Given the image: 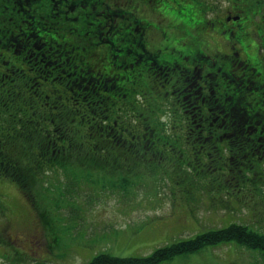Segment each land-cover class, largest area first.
I'll return each instance as SVG.
<instances>
[{
	"label": "trees",
	"instance_id": "16d2710c",
	"mask_svg": "<svg viewBox=\"0 0 264 264\" xmlns=\"http://www.w3.org/2000/svg\"><path fill=\"white\" fill-rule=\"evenodd\" d=\"M75 1H83L84 7L81 11L62 13L59 6L53 4L51 0H27L28 5L24 0H0L1 177L16 182L22 190L23 184L17 182L21 175L27 184L26 190H23L28 195L32 182L36 178L40 179L39 172H44L42 167L49 154H57V161L62 162L61 167L68 169V175L77 171L87 178L94 176L93 169L88 168L89 164L87 167L83 164L92 159L96 161L101 160L102 157L111 156L113 161L122 164L123 168L134 169L137 174L141 163L146 161L158 163L155 166L159 171L164 170L162 167L167 169L169 165H172L171 170H173L174 165H179L180 169L186 173L177 178L175 173L170 172V179L181 187L183 181H188L191 172H200L196 169L199 165L203 167L209 165L213 167V172H221L218 165L210 163L212 161L210 155L222 160L219 165L224 164L223 155L219 152L223 140L228 141L226 143L229 145L230 159L231 162L234 161L236 169L239 170L243 164L254 162L256 164L261 157L258 152L259 148L261 151L264 149V119L262 120L263 126L254 130L252 113L257 112L263 114L264 117V108L260 105L255 109L253 101L239 102V97L234 99L235 102L228 99L226 84L233 76V72L226 69L228 61L222 57L236 56L239 58L238 51H240V58H243L242 52L245 54L247 51L248 58L253 55L257 58L258 64L263 65L262 56L254 50L255 48L258 50L259 46L264 47V0H226L225 10H230L237 18L232 17L226 21L223 28H221V21L218 23L221 25H214V21L201 18L202 21H206L204 27L208 28L205 29L198 25V30L202 29L201 35H196L200 39L198 45L188 46L187 50H185L187 46H178L181 50L178 55L170 54L168 50H163L162 52L165 51V53L160 54L161 57L168 55L174 60L172 67L166 65V58L161 61L167 67L153 58L149 61H142L139 56H144L147 52L143 51L138 41L118 32L116 30L118 27L115 28L114 24L107 29L100 27L101 15L104 18L108 15L104 16L99 8L93 10L94 1ZM22 2L24 7L19 9ZM166 14L175 25V17L178 14L175 11ZM248 16L249 19H246ZM13 17L17 18L11 23L10 18ZM231 20L238 24L228 26ZM20 23L23 29H18ZM35 24L41 29L40 35L51 34L52 40L63 42V54L60 51L54 56L46 53L41 44L33 38ZM12 26L15 31L12 28L8 30V27ZM235 26L238 28L233 32ZM80 28H83L82 32ZM77 34L86 38L81 44L74 39ZM248 36L252 38L251 42ZM220 39L229 44L227 50L222 49ZM46 41L49 42V40ZM173 42L174 39L171 45ZM197 51L201 54L211 52L210 57L215 59L213 65L207 68L209 72L203 73L204 76L206 74L212 77L211 80L203 74L192 76L190 80V75L186 74V68L189 66L185 65L184 60L188 55L195 56ZM66 52L72 54V58H75V54L80 56L74 59L75 61L68 59L72 63L67 68L62 69L54 65L55 62H63L64 60H61L63 57L71 58ZM57 55H59L58 58H55ZM94 60L98 64L97 67ZM7 65L11 68L6 67ZM199 67L205 68L206 66L200 64ZM76 69H79L80 73ZM56 71L62 73L63 78L74 75L76 80L74 81L71 77L66 82H60L55 76ZM234 71L237 72V69L235 68ZM149 73L160 79L154 84L155 86H148L147 75L149 76ZM10 74L11 77L15 74L19 75L18 78L21 81L18 87L17 82L13 80L8 82L11 87H17L16 95L12 94V96L10 89L6 91L7 93L2 92L5 87L2 84L6 76L9 77ZM236 74L240 75L242 71ZM145 86L148 91L147 98L149 95L152 98L148 99L147 106L155 109L159 107L160 100H162L163 105L169 107L168 116H171L174 111L170 105H175V111L181 108L180 123L170 122L168 130H161L159 124H154L148 114L145 123L143 120L140 121L142 126L140 133L134 130L132 124H127V121L123 120L125 117H130L133 112L124 111L120 122L126 135L119 130V119L116 116L114 103L118 98L125 96L130 99L136 92L141 94L142 87ZM251 88L256 90L255 86ZM160 93L164 97L157 100ZM62 99L70 101V105L59 108ZM83 109L86 111L78 116L80 118L79 127H75V130L72 129L71 132L68 129L74 139L68 137L56 142L52 129L40 130L44 127V111L59 110L72 113ZM113 118L117 122L116 129L108 125ZM143 127H145L144 130ZM88 128L91 130L88 131ZM65 134L66 132L62 130L58 136H65ZM174 134L175 137H173ZM49 139H52L51 142ZM73 140L76 142H71ZM176 142L181 143L176 144ZM50 148L54 149L48 151ZM63 149V153L68 152L72 158L79 156L76 161L78 163L65 166V163L67 164L71 159L61 158L58 153ZM205 151L209 155L206 158L204 156L205 159L197 158L199 162H195L192 154H203ZM54 166L58 165L54 164ZM103 168L106 170V165ZM47 169L51 168L47 167ZM107 169H110L109 166ZM245 172L246 170L244 174ZM252 175L254 176L253 172ZM263 175L260 174L255 181ZM252 181L254 182L253 179ZM125 183L117 184V186L127 192ZM54 196L55 191L50 196L51 199ZM33 198L31 195L30 200ZM57 200L58 198L55 200L56 206H58ZM34 201L37 202V199ZM39 203L45 207L44 218L50 219L51 223L56 222L47 214L50 213L49 206L41 201ZM40 215H43L42 212H39ZM231 242L247 249L264 251L263 233L250 228L248 224L231 222L226 226L209 228L194 237L155 249L149 256L120 257L101 252L95 254L87 264H161L182 253L193 254ZM35 264L51 263L36 262Z\"/></svg>",
	"mask_w": 264,
	"mask_h": 264
},
{
	"label": "rangeland",
	"instance_id": "374dc122",
	"mask_svg": "<svg viewBox=\"0 0 264 264\" xmlns=\"http://www.w3.org/2000/svg\"><path fill=\"white\" fill-rule=\"evenodd\" d=\"M24 1L28 5L27 0ZM147 1L154 5L155 10L163 14L176 12L175 7L167 1H164V7L157 0H132L133 5L131 7L125 6L124 0H110L108 4L114 8L123 7L125 9L130 7L128 11L134 14V8H138L140 2ZM179 1L184 5L192 2L196 6L189 4L182 7V13L175 17V24L182 26L194 28L197 24L200 25L199 15L204 19L214 21V25L222 24L221 28H223L227 18L232 19L234 16L228 15L227 11L224 10L226 5L224 0H221L222 3L219 0H177V2ZM152 4L149 5L148 11L153 10ZM98 8L104 16L108 15L107 18L101 15L99 25L102 29H107L116 23L123 25L120 21H126V19L112 15V7L100 3ZM143 11H147V8L140 10V13ZM231 14L233 13L231 12ZM150 16L156 24V27L151 28L159 30L168 22V18L162 14L156 13V15L150 14ZM16 18H10L12 19L11 23ZM246 19H249V16ZM219 21L221 24H218ZM204 26V23L201 24V27L208 28ZM228 26H230V22ZM22 27V23H20L18 29H23ZM10 28L15 31L13 26L8 27V30ZM237 28L238 26H235L233 32ZM40 30L35 24L32 35L46 53L54 56L60 51L63 54V42L56 39L52 40L51 34L48 36L40 35ZM80 30L82 32L83 28ZM187 35H191L190 46L200 43L197 36L190 32H187ZM84 37L77 34L74 39L78 44H81L86 39ZM248 39L250 42L252 41L249 36ZM89 40L93 39L89 38ZM183 41L184 38H182ZM220 43L224 50L228 49L229 44L225 40L220 39ZM166 46L168 45L166 44ZM69 50L74 52L72 49ZM249 51L252 53L250 47ZM255 51L262 56L264 64V47L259 46V49L255 48ZM244 55L242 52L243 57ZM78 56L80 55L75 54V58H72V54H70L71 58L63 57L61 59L64 60L63 62H55L54 65L62 69L67 68L72 63L68 59L75 61ZM94 61L97 67L98 64L96 60ZM90 64L92 65L91 61ZM6 67H10V65ZM12 68L18 70L15 67ZM116 70L118 71V69ZM76 71L80 73L79 69ZM241 71L246 81H230L226 87L228 98L231 97L230 95H237L239 98L247 97V79L252 80L260 76L255 74L252 69L244 71L241 69ZM262 74L259 79L261 89L258 91L249 90L253 98L257 95H262L264 98V73ZM61 75L62 73L56 71L55 76L59 78L60 82H66L71 77L74 81L76 80L74 75L66 76V78ZM12 76L11 74L9 77L6 76L4 84H2L5 86L2 92L7 93L6 91L10 89L11 96L12 94L16 95L17 87L21 84L19 75ZM208 79L211 80L212 77H208ZM11 80L17 82L16 88L9 85L8 82ZM147 80H149L148 86H155L154 84L160 81L157 76L154 77L150 73L149 76L147 75ZM146 87H142L141 94L136 92L130 99L125 96L116 99L114 107L119 119L120 131L126 133L120 122L124 111L133 112L132 114L129 112L131 116L125 117L123 120H126L127 124H132L134 130L140 133L142 131L140 121L143 120L145 123L148 114H150L154 124H159L161 130H168L170 122L172 124L180 123L181 108L175 111V105H170L174 111L171 116H168L169 107L164 106L162 100H160L159 107L157 106L155 109H150L147 106L148 99L152 98L150 95L147 98ZM162 95L160 93L157 100L163 98L164 95ZM30 96L32 97V93ZM230 99L232 100V98ZM69 105L70 101L62 99L59 108ZM238 107L242 109L241 106ZM85 111L86 109L72 113L59 110L44 111V127L40 130L52 129L56 142L68 137L74 139L69 133L72 129L75 130V127H79L78 120L80 118L78 116ZM99 124L100 120L98 121ZM108 125H112L116 129L115 118L111 119ZM144 129L145 127H143ZM62 130L66 132L65 136H58ZM90 130L91 128H88V131ZM51 140L49 139L50 142ZM102 141L106 140L100 142ZM71 142H76V140ZM178 143L181 142H176V144ZM54 148H50L48 151ZM63 152L64 149L58 153L61 158L63 157L62 159L74 160L65 163V166L78 163L76 161L79 156L72 158L68 152ZM219 152L223 155L224 164L219 165L222 160L213 155H210L212 159L210 163L218 165L221 172H213V167L209 165L204 167L199 165L196 169L200 172H191L190 178L188 181H183L181 187L170 179V172L175 173L177 178L186 173L180 169L179 165H174L173 170H171L172 165H169L167 169L161 166L164 170L159 171L156 170L155 166L158 163L146 161L141 163L137 174L134 169L123 168L122 164L113 161L111 156L102 157L101 160L96 161L92 159L83 164L85 167L89 164L88 168L93 169L92 173L95 177L92 176V179L84 177L82 173L77 171L68 175V169L61 167L62 162L57 161V154H49L44 167H42L44 172H39L40 179L36 178L32 182L28 195L24 191L27 184L21 175L17 182L23 184L24 190H21L16 182L0 175V264H35L36 262L87 264L95 254L101 252L120 257L149 256L155 249L194 237L209 228L226 226L231 222L248 224L250 228L264 234V189H261L264 187V175L255 181L260 174H264V163H262L264 152L262 153L259 148L258 152L261 157L256 161V164H254L255 162L243 164L239 170L234 166V161L231 162L230 152L227 149L222 148ZM192 155L195 162H199L197 158L205 159L209 153L205 151L203 154L193 153ZM54 164L58 166H54ZM104 165H106V170L103 168ZM108 166L110 169H107ZM47 167L51 169H47ZM245 170L247 173L244 174ZM256 171L259 172L255 173ZM248 172L254 174V183L252 184L248 183V175L250 174ZM124 182H126L127 192L117 186V184L123 185ZM53 190L55 196L51 199ZM31 195L34 198L30 200ZM57 198L58 206L55 205ZM34 199H37V202ZM39 201L49 206L50 213L47 214L53 217L56 222L51 223L50 219L44 218L46 210ZM39 212H42L43 215L39 216ZM161 264H264V251L247 249L231 242L193 254L182 253L163 261Z\"/></svg>",
	"mask_w": 264,
	"mask_h": 264
},
{
	"label": "flooded vegetation",
	"instance_id": "af4514ba",
	"mask_svg": "<svg viewBox=\"0 0 264 264\" xmlns=\"http://www.w3.org/2000/svg\"><path fill=\"white\" fill-rule=\"evenodd\" d=\"M51 1H53V4L59 6V10L62 13H73L74 11H81L82 7H84L82 4L83 1H75V2H74V0H51ZM86 1L87 2L94 1L93 5H92V9L98 8L100 3L104 4V6L112 7V9H113L112 15L118 16L122 19H126V21H120V23H122L123 25H120L119 23L117 25V23H116V24H114V27L115 28L118 27V28H116V30L118 32H120L122 34H126L130 38H132V40L139 42L143 51L147 52L146 54H144V56H139L142 61H149L151 58H153L158 63L162 64L164 62H162L161 60L166 58V61H165L166 65L168 67H170V66L172 67L174 60H172L168 55L161 57L160 54L165 53V51L164 52H162V51L168 50L170 52V54L178 55L179 51L181 52V50L178 49V46H182V47L187 46V48L185 50H187L188 46H190L189 42H190L191 35H187V32H190L192 35H195V36L201 35V30H198V27H199L198 24L194 28H190V27H186L184 25L183 26L179 25V24L174 25V22L172 23L170 19H168V22L166 23V25H164L163 27H160L159 30L149 27L148 24H149V21H151L150 14L156 15V13H157V14H162L163 16L167 17V14H163V13L155 10L154 5L152 3H150L149 1L140 2L139 7L134 8V14H132L128 11L130 9V7L133 5L132 0H124L125 6H130V7H127L125 9H123V7L114 8L113 6L108 4V2L110 0H86ZM157 1L159 2V4L162 7H164L163 6L164 1L169 2L171 5H173V3H177V0H171L172 2H170L169 0H157ZM219 1H220V3H222L221 0H219ZM224 1H226V0H224ZM25 3H26V1H25ZM226 3H227V1H226ZM150 4H152L153 10L148 11V7ZM186 4H188V5L193 4L195 6V3H192V2L185 3V5ZM185 5H184V3L179 1L177 3V5L175 6L176 13L177 14L181 13L182 7ZM225 6H224V10H225ZM23 7H24V3L22 2V5L19 9H21ZM145 8H147V11H143L140 13V10H143ZM196 11L198 13V9ZM227 13H228V15H234L235 16V14H231L230 10H228ZM234 16H232V17L237 18L236 16L235 17ZM139 17H141V21H139ZM198 17H199V20H201L202 17L199 15H198ZM229 20H230V18L228 17L226 21H229ZM203 23L206 24V21L201 20V24H203ZM230 24H238V22L231 20ZM153 27H156V26L154 25ZM137 32H138V34H135ZM182 38H184L183 42H182ZM172 39H174V42L171 45ZM219 43H220V41H219ZM166 44L168 46H166ZM221 47L223 49V45ZM234 49H236V48H234ZM210 53L201 54L197 51L195 56L188 55L187 58L184 60L185 65L189 66L186 68V74L190 75V77H189L190 80L192 79V76L200 75V74L202 75L205 71H206V74H207V72H209V71H207V68L209 66H212L214 61H215V59L210 57ZM219 53H220V50H219ZM235 54L237 55V53H235ZM246 54H247V52L245 53L243 58H240V51H238V57L239 58H237L236 56H230V57L226 56V58L222 57L223 59H226L228 61V65H227L226 69L233 72V76L229 79L228 83L230 81H236V80L246 81V79H244L242 74L237 75L236 73L239 72L241 69H243V71L247 70V69H252L255 71V74H258L260 76H259V78H255L252 80L247 79V81L250 83L251 87L255 86V89L258 91L261 89L259 79L263 75L262 73H264V64L259 65L258 62L256 61L257 58H255V56L250 55L251 57L248 58V55L246 57ZM217 57H218V54H217ZM193 58H195V59H193ZM190 64H191V66H190ZM200 64H204L206 67L200 68L199 67ZM162 65H164V64H162ZM166 65H164V66L167 67ZM235 68L237 69V72L234 71ZM206 74H205V76L203 74V76L208 77ZM181 75H183V74H181ZM153 76L155 77L154 74H153ZM238 76H240V77H238ZM183 78H185L184 75H183ZM185 79H187V78H185ZM190 80H188V81L190 82ZM228 83L226 85H228ZM226 94H228V90H226ZM230 96L232 97L233 95H230ZM256 99L258 102H261V101H263L264 98L262 95H257ZM252 114H253V119H252L253 129L255 130L259 127H262V126H260V123L264 119L263 114L261 117H259L260 116L259 113H252ZM223 142L226 143L228 141L223 140ZM263 152H264V149L262 150V153Z\"/></svg>",
	"mask_w": 264,
	"mask_h": 264
}]
</instances>
